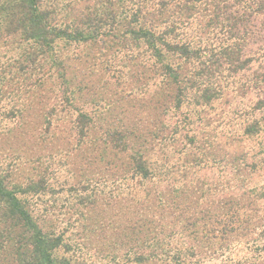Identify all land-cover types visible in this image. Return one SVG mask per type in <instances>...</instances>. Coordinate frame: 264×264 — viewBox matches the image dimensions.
Listing matches in <instances>:
<instances>
[{"label": "rangeland", "instance_id": "1", "mask_svg": "<svg viewBox=\"0 0 264 264\" xmlns=\"http://www.w3.org/2000/svg\"><path fill=\"white\" fill-rule=\"evenodd\" d=\"M53 1L67 21L83 6H93V0H74L73 6L69 0ZM8 20L0 15V176L16 184L37 178L49 184L51 191L32 202L46 224L64 232L76 264H124L129 249L148 238L162 215L144 189L171 191L180 197L176 203L188 205H220L250 189L264 195V132L251 137L243 132L252 119L245 114L257 100L252 76L264 67L263 15L237 44L241 58L249 60L247 69L217 78L226 80L223 97L204 106L193 97L200 93L186 91L177 109L173 97L184 82L168 79L157 85L161 80L154 79L142 89L135 77L123 85L104 71L100 64L107 62L125 73L135 69L120 44L113 43L118 53L111 58L105 48L112 45L109 27L97 33V38L103 35L101 43H90L97 45L60 43L62 62L54 67L40 53L41 44L8 33ZM61 66L75 93L71 104ZM191 67L182 65L183 81ZM111 131L117 134L112 140L119 141L115 146L123 142L127 148L109 143L106 132ZM133 150L147 152L149 162L165 163L168 173L151 182L133 178L128 158ZM256 202L264 208V200Z\"/></svg>", "mask_w": 264, "mask_h": 264}, {"label": "trees", "instance_id": "2", "mask_svg": "<svg viewBox=\"0 0 264 264\" xmlns=\"http://www.w3.org/2000/svg\"><path fill=\"white\" fill-rule=\"evenodd\" d=\"M91 2L93 6H83L78 15L68 21L59 17L58 4L54 5L53 0L45 6L42 0H0V15L9 19L8 33H19L25 41L41 44L40 53L54 67L62 62L58 51L60 43L97 45L90 43H101L103 35L97 38V33L102 26L109 27L112 45L105 48L111 52V58L118 53L113 43L120 44L135 69L125 73L107 62L100 64L104 71L123 85L131 84L135 77L142 89L147 82L154 83V79L161 80L157 85H164L168 79L176 85L184 82L183 87L175 90L176 109L182 104L186 91L195 89L200 93L193 97L204 106L223 97L226 80L218 82L217 78L247 69L249 60L241 58L243 48L237 44L246 39L254 20L264 16V0ZM67 5L73 6L74 0H69ZM184 63L192 67L183 81ZM60 76L64 94L71 95L67 103L71 104L75 93L68 88L70 81L65 80L66 67L61 66ZM251 89L257 100L250 114H245L252 115V119L243 130L244 135L250 137L264 132V67L253 74ZM254 114L258 118L253 117ZM82 119L86 118L82 116ZM76 126L80 128L79 118H76ZM106 133L112 146L127 148L123 142L118 144L120 147L115 146L118 140L112 137L116 132ZM193 145L190 141V148ZM130 152L133 178L151 182L155 175L168 173L165 163L149 162L147 152ZM180 190L183 195L185 186ZM49 191V184L41 178L16 184L8 176H0V264H76L75 257L69 255L71 247L64 232L46 224L32 202L34 197L40 198ZM144 191L147 199L153 197V208L162 218L152 224L148 238L129 249L124 264H264V208L256 202L264 200L263 194L250 189L237 199L229 197L222 199L220 205L210 206L176 203L180 197L174 198L171 191L165 194L167 197L152 190ZM83 203L81 200L80 204Z\"/></svg>", "mask_w": 264, "mask_h": 264}]
</instances>
